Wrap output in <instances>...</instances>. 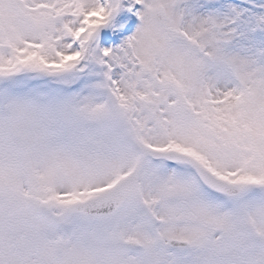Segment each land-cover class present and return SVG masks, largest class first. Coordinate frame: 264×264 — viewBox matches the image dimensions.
Wrapping results in <instances>:
<instances>
[{
	"label": "snow or ice",
	"instance_id": "obj_1",
	"mask_svg": "<svg viewBox=\"0 0 264 264\" xmlns=\"http://www.w3.org/2000/svg\"><path fill=\"white\" fill-rule=\"evenodd\" d=\"M0 264H264V0H0Z\"/></svg>",
	"mask_w": 264,
	"mask_h": 264
}]
</instances>
